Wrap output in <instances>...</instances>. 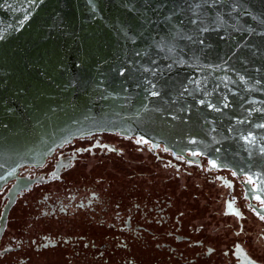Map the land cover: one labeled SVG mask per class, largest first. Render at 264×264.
<instances>
[{"label": "water", "instance_id": "water-1", "mask_svg": "<svg viewBox=\"0 0 264 264\" xmlns=\"http://www.w3.org/2000/svg\"><path fill=\"white\" fill-rule=\"evenodd\" d=\"M102 131L197 150L264 199V0H0V188Z\"/></svg>", "mask_w": 264, "mask_h": 264}, {"label": "flooded vegetation", "instance_id": "flooded-vegetation-1", "mask_svg": "<svg viewBox=\"0 0 264 264\" xmlns=\"http://www.w3.org/2000/svg\"><path fill=\"white\" fill-rule=\"evenodd\" d=\"M193 153L198 160L102 131L21 166L0 188L1 217L9 188L23 182L0 233V264H80L85 250L95 258L97 232L122 247L153 244L185 264H264L257 182Z\"/></svg>", "mask_w": 264, "mask_h": 264}, {"label": "trees", "instance_id": "trees-1", "mask_svg": "<svg viewBox=\"0 0 264 264\" xmlns=\"http://www.w3.org/2000/svg\"><path fill=\"white\" fill-rule=\"evenodd\" d=\"M100 237L105 238V234L101 232ZM95 247V252L103 250L109 253V258L107 260H104V257L101 258L102 260L91 257L88 259L82 258L87 264H102V261L108 262V260H110L109 264H185L183 259L179 260L173 257L171 253L166 250H158L153 244L145 245L144 247L139 243L133 242L129 243L126 247H122L116 241L106 242L104 239V241L96 240ZM86 251L88 250H85V252ZM87 255L85 254L82 256Z\"/></svg>", "mask_w": 264, "mask_h": 264}, {"label": "rangeland", "instance_id": "rangeland-1", "mask_svg": "<svg viewBox=\"0 0 264 264\" xmlns=\"http://www.w3.org/2000/svg\"><path fill=\"white\" fill-rule=\"evenodd\" d=\"M101 233V232H100ZM100 233H97V235H96V237H97V241H99V240H103L104 238L103 237H100ZM102 236V235H101ZM99 237V238H98ZM99 243V242H98ZM86 255L88 254V251H86V253H85ZM84 254V255H85ZM89 256L91 257V258H93V252H91V253H89L87 256H85L87 259L89 258ZM104 257V260H107L108 258H109V253H107V252H104L103 250L101 251H97L96 252V256H95V259L96 258H98V260L99 259H101V258H103ZM102 260V259H101ZM109 262H110V260H108V262H103L102 261V264H109ZM66 264H68V263H66ZM80 264H87L85 261H84V259L83 260H81V263ZM133 264H135V263H133Z\"/></svg>", "mask_w": 264, "mask_h": 264}, {"label": "snow or ice", "instance_id": "snow-or-ice-1", "mask_svg": "<svg viewBox=\"0 0 264 264\" xmlns=\"http://www.w3.org/2000/svg\"><path fill=\"white\" fill-rule=\"evenodd\" d=\"M213 167H215V164H213ZM249 182H251V180H249ZM256 199L264 206V200H261L259 196H257ZM261 218L264 219V214H261Z\"/></svg>", "mask_w": 264, "mask_h": 264}]
</instances>
